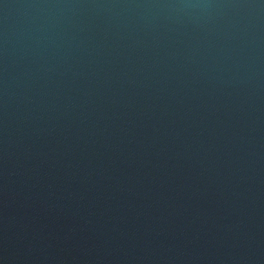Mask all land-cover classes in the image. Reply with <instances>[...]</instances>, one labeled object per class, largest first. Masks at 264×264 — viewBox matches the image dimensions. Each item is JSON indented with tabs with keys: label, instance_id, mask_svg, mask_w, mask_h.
Listing matches in <instances>:
<instances>
[{
	"label": "water",
	"instance_id": "water-1",
	"mask_svg": "<svg viewBox=\"0 0 264 264\" xmlns=\"http://www.w3.org/2000/svg\"><path fill=\"white\" fill-rule=\"evenodd\" d=\"M0 264H264V0H0Z\"/></svg>",
	"mask_w": 264,
	"mask_h": 264
}]
</instances>
